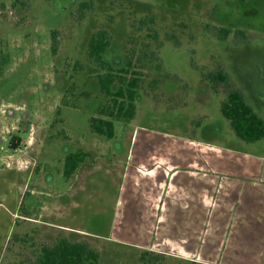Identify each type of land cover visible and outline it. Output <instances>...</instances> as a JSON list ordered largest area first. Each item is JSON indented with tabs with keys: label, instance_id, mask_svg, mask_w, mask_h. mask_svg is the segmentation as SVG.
<instances>
[{
	"label": "rangeland",
	"instance_id": "374dc122",
	"mask_svg": "<svg viewBox=\"0 0 264 264\" xmlns=\"http://www.w3.org/2000/svg\"><path fill=\"white\" fill-rule=\"evenodd\" d=\"M99 31L146 82L135 118L114 119L111 140L89 124L107 101L97 75L108 68L88 57ZM217 65L261 96L264 0H0V264H37L64 238L97 250L98 264H197L106 238L120 183L104 170L140 128L247 149L222 95L203 88ZM77 151L89 156L67 178Z\"/></svg>",
	"mask_w": 264,
	"mask_h": 264
},
{
	"label": "crops",
	"instance_id": "0c3cea01",
	"mask_svg": "<svg viewBox=\"0 0 264 264\" xmlns=\"http://www.w3.org/2000/svg\"><path fill=\"white\" fill-rule=\"evenodd\" d=\"M132 143L104 170L120 183L109 241L197 264H264V142L140 128Z\"/></svg>",
	"mask_w": 264,
	"mask_h": 264
},
{
	"label": "trees",
	"instance_id": "16d2710c",
	"mask_svg": "<svg viewBox=\"0 0 264 264\" xmlns=\"http://www.w3.org/2000/svg\"><path fill=\"white\" fill-rule=\"evenodd\" d=\"M53 49L55 52L56 45ZM88 57L108 68V72L97 75L101 92L107 101L100 107L97 115L90 118V129L94 135L111 140L115 137L114 119L135 118L136 103L140 91L146 89L144 87L146 82L142 73L133 67L132 59L123 66L120 64V58L111 50L110 37L105 31H99L91 38ZM219 66L221 65H217V69L207 75L203 72V77L214 83L211 86V93L226 95L221 102L222 116L242 142L246 144L264 142V117L260 114L263 110L257 108V104L249 103L241 90L234 88L228 72ZM88 156L89 154L83 151L67 153L65 176L72 178ZM154 257L159 259L162 256ZM99 260L100 253L88 244L64 238L54 246L43 247L37 264H98Z\"/></svg>",
	"mask_w": 264,
	"mask_h": 264
},
{
	"label": "flooded vegetation",
	"instance_id": "af4514ba",
	"mask_svg": "<svg viewBox=\"0 0 264 264\" xmlns=\"http://www.w3.org/2000/svg\"><path fill=\"white\" fill-rule=\"evenodd\" d=\"M226 68V71L228 72L229 74V77L230 79L233 78L234 81L237 83V81L235 80V78L233 77V75L231 74L230 70ZM264 71V70H262ZM261 76L264 78V72L261 73ZM232 80V82H234ZM203 88L205 89L206 93H208L207 95H210V96H214L216 95L217 97L218 96H221L220 99H221V102L226 98V95L224 93H221L219 95L215 94V93H211V86L214 85V83L207 77H203ZM238 84V83H237ZM239 86V85H238ZM241 88V87H240ZM241 92L244 94L245 98L248 100L249 103H252V104H258V107L257 108H261L264 112V88L262 89L261 91V96H259L257 99H255V97H253L252 95H250L246 90H244L242 88ZM224 97V98H223Z\"/></svg>",
	"mask_w": 264,
	"mask_h": 264
}]
</instances>
